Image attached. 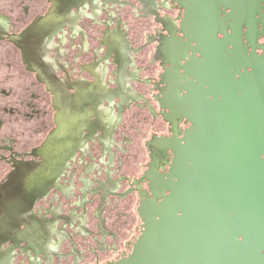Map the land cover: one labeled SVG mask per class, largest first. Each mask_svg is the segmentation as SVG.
Returning a JSON list of instances; mask_svg holds the SVG:
<instances>
[{"label":"flooded vegetation","instance_id":"flooded-vegetation-1","mask_svg":"<svg viewBox=\"0 0 264 264\" xmlns=\"http://www.w3.org/2000/svg\"><path fill=\"white\" fill-rule=\"evenodd\" d=\"M259 195L264 0H0V264H130L151 229L158 264L251 263Z\"/></svg>","mask_w":264,"mask_h":264},{"label":"water","instance_id":"water-1","mask_svg":"<svg viewBox=\"0 0 264 264\" xmlns=\"http://www.w3.org/2000/svg\"><path fill=\"white\" fill-rule=\"evenodd\" d=\"M260 196V195H259ZM263 200V201H262ZM171 199L168 197L165 203V218L163 225H166L170 228L174 222V216L172 212ZM258 209H264V197H259L258 199ZM183 211H186L185 208H182ZM158 224L157 222H150V225ZM177 224H183L182 220L179 218ZM171 231L167 230L163 232V237H157V231L151 229L142 242H138L134 254L130 260V264H158L156 259L159 257L170 256L171 244H170V235ZM180 231H178V234ZM245 241H249L250 237L255 239L253 244L247 245L248 243H242L241 248L243 250V256L245 258H251L253 262L246 264H264V231L259 228L257 232H253L251 236H248L246 233ZM167 242L166 244H162L160 242ZM213 250V249H211ZM258 261V262H257ZM165 264V263H162Z\"/></svg>","mask_w":264,"mask_h":264}]
</instances>
